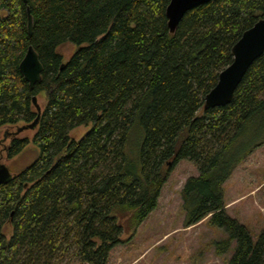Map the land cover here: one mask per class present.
<instances>
[{
	"label": "trees",
	"instance_id": "1",
	"mask_svg": "<svg viewBox=\"0 0 264 264\" xmlns=\"http://www.w3.org/2000/svg\"><path fill=\"white\" fill-rule=\"evenodd\" d=\"M168 2L0 0V127L32 122V96L45 94L32 136H13L6 148L7 159L30 142L39 154L0 184V264H106L122 233L157 206L180 159L199 171L180 191L185 227L207 217L227 233L217 253L236 242L228 264H264V227L252 242L226 213L222 186L264 143V51L229 103L204 108L233 44L264 16V0H210L173 33ZM64 42L77 46L67 59ZM29 44L43 66L32 89L18 69ZM88 123L81 138L69 136ZM135 128L137 159L128 155Z\"/></svg>",
	"mask_w": 264,
	"mask_h": 264
},
{
	"label": "rangeland",
	"instance_id": "2",
	"mask_svg": "<svg viewBox=\"0 0 264 264\" xmlns=\"http://www.w3.org/2000/svg\"><path fill=\"white\" fill-rule=\"evenodd\" d=\"M76 47L64 42L59 45L58 51L67 59ZM36 98L40 106L44 105L43 92ZM24 125L19 121L0 127V161L7 166L10 175L30 165L39 154L38 148L30 142L13 158H6V148L13 136H32L34 129H23ZM90 126V123L78 125L69 131V136L78 140ZM139 140L140 131L135 128L128 145V155L133 159L138 157ZM244 146L243 138L236 149ZM198 172L192 161L180 159L160 190L157 206L133 232L122 233L124 241L110 250L106 264H228L236 242L233 240L225 252L217 253L216 242L227 237L222 227L213 224L207 217L185 227L180 191L185 179ZM222 186L226 213L246 226L252 242H255L264 227V143L252 149ZM1 230L9 238L10 224H3Z\"/></svg>",
	"mask_w": 264,
	"mask_h": 264
},
{
	"label": "water",
	"instance_id": "3",
	"mask_svg": "<svg viewBox=\"0 0 264 264\" xmlns=\"http://www.w3.org/2000/svg\"><path fill=\"white\" fill-rule=\"evenodd\" d=\"M208 1L210 0H169L165 8L169 32L173 33L175 31L179 21L188 10ZM26 18V28L28 33L31 34L32 15L28 7H26ZM231 51L233 60L219 72L216 84L205 95L204 108L224 106L229 103L235 88L241 81L247 68L263 53L264 16L260 17L251 27L242 32L239 39L233 44ZM18 69L27 81L30 89L41 81L43 66L36 50L31 44L27 46L23 57L19 61ZM32 104L38 113L32 122L26 123L23 126V129H33L37 125L40 116V105L37 102L36 96H32ZM10 178L9 169L0 161V184L7 182Z\"/></svg>",
	"mask_w": 264,
	"mask_h": 264
}]
</instances>
